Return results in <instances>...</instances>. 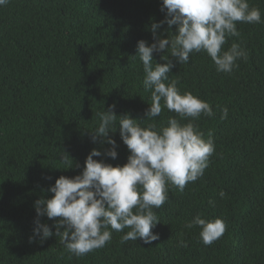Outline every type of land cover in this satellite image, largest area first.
Returning <instances> with one entry per match:
<instances>
[{
  "label": "trees",
  "instance_id": "obj_1",
  "mask_svg": "<svg viewBox=\"0 0 264 264\" xmlns=\"http://www.w3.org/2000/svg\"><path fill=\"white\" fill-rule=\"evenodd\" d=\"M248 3L264 21V0ZM161 4L9 0L0 6V264H264V23L238 22L240 35L227 37L223 50L237 43L247 51L230 73L218 72L204 51L190 54L186 64L169 57L175 64L169 81L178 80L180 94L192 93L215 112L193 121L205 140L212 134L215 150L203 176L183 191L167 184L166 203L154 209L157 241L122 244L128 229H110L104 247L82 256L70 253L59 235L30 241L34 202L50 199L48 189L61 175H79L93 148L102 153L93 159L114 167L127 162L119 128L109 133L118 145L116 159L104 155L111 145L91 141L97 112L114 104L117 115L144 119L142 127L166 126L170 116L182 124L192 119L166 107L152 120L144 115L151 90L143 86L137 42L153 43L151 23L165 18ZM175 33V25L157 29L161 38ZM168 56L170 49L153 53L154 64ZM197 215L226 223L211 245L202 242L199 226L185 227ZM56 219L39 217L53 233ZM181 239L187 247L179 246Z\"/></svg>",
  "mask_w": 264,
  "mask_h": 264
},
{
  "label": "clouds",
  "instance_id": "obj_2",
  "mask_svg": "<svg viewBox=\"0 0 264 264\" xmlns=\"http://www.w3.org/2000/svg\"><path fill=\"white\" fill-rule=\"evenodd\" d=\"M8 3L9 0H0V6ZM160 10L165 12V18L151 23L153 43L137 42L144 72L143 86L146 91L151 90V104L144 115L152 120L166 107L181 118L192 119L182 124L170 116L166 126L157 128L156 124L149 123L142 127L138 121L144 119H134L127 113L117 115L114 104L97 112L99 124L90 132L91 141L96 143L100 138L101 144L111 145L104 155L116 159L118 145L109 133L119 128L120 138L130 152L127 162L114 167L103 159H93L102 155L93 148L79 175L71 178L61 175L48 189L52 197L34 202L37 219L30 241L38 237L42 242L59 235L70 253L82 256L104 247L112 238L111 230L128 229L121 237L122 244L139 238L143 244L150 245L159 239V234L152 231L159 223L154 209L166 203L167 184L183 191L189 182L203 176L215 145L212 134L205 140L193 121L201 114L214 117L215 112L208 102L192 93L180 94L178 80L169 81L170 70L175 67L169 57L186 64L190 54L204 51L218 72L230 73L238 67V59H247V51L237 43L223 50L227 37L240 35L238 22L259 24L264 21L260 9L250 7L248 0H162ZM163 24L169 28L175 25V35L171 38L157 35V29ZM168 49L170 56L163 57V63L154 64L153 53ZM227 116L228 109L222 108L220 118ZM219 195L223 198L225 193L221 191ZM42 216L59 218L53 225L55 233L40 222ZM193 226L201 228L200 237L205 245H211L226 229L222 219L207 221L200 215L185 225L186 228ZM178 243L180 247H187L182 239Z\"/></svg>",
  "mask_w": 264,
  "mask_h": 264
}]
</instances>
